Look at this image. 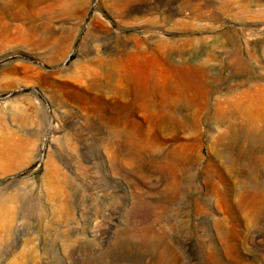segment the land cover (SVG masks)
I'll use <instances>...</instances> for the list:
<instances>
[{"label": "rangeland", "instance_id": "1", "mask_svg": "<svg viewBox=\"0 0 264 264\" xmlns=\"http://www.w3.org/2000/svg\"><path fill=\"white\" fill-rule=\"evenodd\" d=\"M0 264H264V0H0Z\"/></svg>", "mask_w": 264, "mask_h": 264}]
</instances>
